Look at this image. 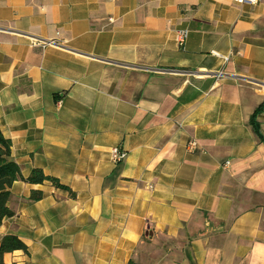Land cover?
Returning <instances> with one entry per match:
<instances>
[{"label":"crops","instance_id":"0c3cea01","mask_svg":"<svg viewBox=\"0 0 264 264\" xmlns=\"http://www.w3.org/2000/svg\"><path fill=\"white\" fill-rule=\"evenodd\" d=\"M262 101L264 0H0L3 264H264Z\"/></svg>","mask_w":264,"mask_h":264},{"label":"trees","instance_id":"16d2710c","mask_svg":"<svg viewBox=\"0 0 264 264\" xmlns=\"http://www.w3.org/2000/svg\"><path fill=\"white\" fill-rule=\"evenodd\" d=\"M264 110V101L256 107L250 117V124L253 127L258 139L264 142V134L260 132L257 115ZM16 180H24L30 183H42L49 180L55 185L63 188L67 186L60 184L59 181L51 176L45 175L40 169L34 168L31 174L24 177L21 173L20 166L11 157V141L7 139L0 130V223L5 217H10L14 211L8 206L11 191L10 187ZM40 197V194L34 199ZM16 249H23L26 251V245L13 234H6L0 241V264H3L2 256L4 253L12 252Z\"/></svg>","mask_w":264,"mask_h":264},{"label":"built area","instance_id":"2783aa9c","mask_svg":"<svg viewBox=\"0 0 264 264\" xmlns=\"http://www.w3.org/2000/svg\"><path fill=\"white\" fill-rule=\"evenodd\" d=\"M261 1L262 0H233V2H235L237 4L246 3V4H250V5L258 4ZM177 34H178L177 38H178L179 44H183L185 39H186V37H187L188 32L186 30H181V31H178ZM31 43L34 44V45L44 46L45 44H55L56 42H55V40L32 39ZM226 59H227V57H226ZM59 103H60V101H59ZM196 145H197V142L195 140H190L187 143L188 151L192 152L195 149ZM125 157H126V151L124 149H120L117 146H114V147L111 148V150H110V158H111L112 162L119 163Z\"/></svg>","mask_w":264,"mask_h":264}]
</instances>
